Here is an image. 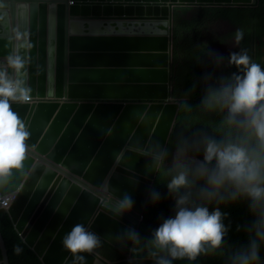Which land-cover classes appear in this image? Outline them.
Listing matches in <instances>:
<instances>
[{"label": "water", "instance_id": "water-1", "mask_svg": "<svg viewBox=\"0 0 264 264\" xmlns=\"http://www.w3.org/2000/svg\"><path fill=\"white\" fill-rule=\"evenodd\" d=\"M1 1L0 57L23 63L14 78L33 99L13 103L31 133L30 152L0 183L1 194L18 193L8 210L15 230L43 264H155L134 258L121 234L139 231L160 170L151 154L167 150L181 107L174 12L259 0ZM124 193L134 208L120 215L115 201ZM77 223L125 259L67 251L61 240ZM0 249L1 264H16L1 224Z\"/></svg>", "mask_w": 264, "mask_h": 264}, {"label": "clouds", "instance_id": "clouds-1", "mask_svg": "<svg viewBox=\"0 0 264 264\" xmlns=\"http://www.w3.org/2000/svg\"><path fill=\"white\" fill-rule=\"evenodd\" d=\"M2 2L0 0V6ZM243 36V31L237 30L236 42L239 43ZM208 54L217 66L224 63L222 55ZM227 63L238 71L221 77L219 86L209 88L202 100L207 108L218 106L226 110V138L205 137L203 161L196 160L194 166L188 162L186 150L178 153L169 169L171 176L167 182L169 193L175 199V215L162 219L150 239H142L134 228L121 234V238L133 245L143 242L155 264H173V261L185 259L196 261L202 255L218 253L227 255V264H261V245L264 244V69L246 50L230 53ZM22 68L23 63L15 60L14 55L0 57V183L6 182L13 170L22 168L30 152L27 141L31 133L13 110V103L33 100L26 82L14 78V71L19 75ZM142 154L151 153L144 151ZM151 155L153 165L159 170L166 150ZM151 170L149 167L148 171ZM200 181L207 187L197 189ZM228 188L231 191L225 194ZM17 194V191L0 193V210L8 214ZM149 197L153 203L161 199L155 189ZM241 198L249 201V209L255 217L245 227L249 242L226 253L228 227L223 221L227 214L219 207L210 212L206 205L235 202ZM197 200L206 203H197ZM133 208L134 201L128 193L116 198L118 214H127ZM61 243L73 254L91 253L101 245V238L89 227L77 223L64 234Z\"/></svg>", "mask_w": 264, "mask_h": 264}, {"label": "trees", "instance_id": "trees-1", "mask_svg": "<svg viewBox=\"0 0 264 264\" xmlns=\"http://www.w3.org/2000/svg\"><path fill=\"white\" fill-rule=\"evenodd\" d=\"M210 11L208 19L200 20L205 11ZM227 22L233 33L222 36L218 29L207 27V22ZM237 30L244 33L243 39L237 43L234 50L224 57V63L217 66L208 54L216 46L224 45L229 36H235ZM174 51L173 64L177 65L174 79V97L181 101L179 115L171 135L166 157L152 190L160 193L157 203L148 200L144 212V221L138 233L142 239H150L152 232L159 227L162 219L175 215V199L169 193L167 182L171 173L169 169L177 159L180 151H187L188 162L195 165L196 160L203 161V141L205 137L217 140L225 139L228 129L224 122L226 110L218 106L207 108L202 104L209 88L219 86L220 78L230 76L238 69L227 63L229 54L246 50L252 60L261 65L264 47V0H259L257 6L251 7H184L174 12ZM256 43L258 45H256ZM199 149V151H197ZM207 187L204 181L198 182L197 189ZM151 190V191H152ZM231 188L226 190L230 192ZM197 203H206L197 200ZM209 211L217 207L226 213L224 224L228 227L225 237L226 253L230 249L246 246L249 242L245 227L250 225L255 217L249 209V201L241 198L235 202L211 203L206 205ZM0 224L15 254L16 264H43L41 259L22 240L15 230L6 211L0 210ZM132 255L135 258H150L144 243L134 245ZM99 256L108 261H119L124 256L115 248L101 239V245L94 249ZM2 254L0 249V264ZM173 264H227V255H202L196 261L177 260ZM261 264H264V244L261 245Z\"/></svg>", "mask_w": 264, "mask_h": 264}, {"label": "rangeland", "instance_id": "rangeland-1", "mask_svg": "<svg viewBox=\"0 0 264 264\" xmlns=\"http://www.w3.org/2000/svg\"><path fill=\"white\" fill-rule=\"evenodd\" d=\"M212 14L210 11H205L202 15L200 20L208 19ZM207 27H211L212 29H218V31L222 34V36L229 35L233 33V28L227 23L218 21L216 19L215 21L207 22ZM236 47V39L235 36H229L227 42L224 45L216 46L215 49L212 51L217 54H227L230 51L234 50Z\"/></svg>", "mask_w": 264, "mask_h": 264}, {"label": "flooded vegetation", "instance_id": "flooded-vegetation-1", "mask_svg": "<svg viewBox=\"0 0 264 264\" xmlns=\"http://www.w3.org/2000/svg\"><path fill=\"white\" fill-rule=\"evenodd\" d=\"M263 50H264V48H263Z\"/></svg>", "mask_w": 264, "mask_h": 264}, {"label": "built area", "instance_id": "built-area-1", "mask_svg": "<svg viewBox=\"0 0 264 264\" xmlns=\"http://www.w3.org/2000/svg\"><path fill=\"white\" fill-rule=\"evenodd\" d=\"M74 3V2H73Z\"/></svg>", "mask_w": 264, "mask_h": 264}]
</instances>
